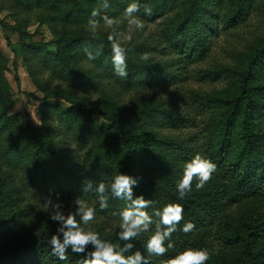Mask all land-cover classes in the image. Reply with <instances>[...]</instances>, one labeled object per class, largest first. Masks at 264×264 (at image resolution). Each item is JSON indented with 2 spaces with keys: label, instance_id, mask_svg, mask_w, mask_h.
Returning <instances> with one entry per match:
<instances>
[{
  "label": "trees",
  "instance_id": "16d2710c",
  "mask_svg": "<svg viewBox=\"0 0 264 264\" xmlns=\"http://www.w3.org/2000/svg\"><path fill=\"white\" fill-rule=\"evenodd\" d=\"M8 1L15 23L4 28L9 30L6 41L14 55L28 67L42 66L52 79L57 76L83 95L48 91L50 84H39L46 100L62 96L71 107L48 105L43 111L45 131L31 122L19 126V115H10L16 100L6 75L9 61L0 53V162L6 167L0 171V206L16 198V187L19 194L45 202L48 197L55 201L58 194L68 206L66 213L74 210L70 202L79 198L96 209L88 230L101 239L107 235L103 240L120 248L123 242L117 239L119 219L114 213L127 202L106 191L109 206L102 210L95 192L83 191L82 182L91 180L93 190L104 183L107 190L112 178L124 173L137 178L134 194L151 201L146 211L154 221L153 213L166 205L183 208V219L172 233L173 248L150 257L151 264H171L189 248L207 250L206 264H234L229 252L238 253L239 264H264V42L250 54L241 53L235 69L216 61L201 68L197 80L215 83L212 91L186 90V82L194 77L187 74L189 65L206 63L213 39L246 23L264 0H136L140 5L136 15L145 24L162 19L161 34H151L142 42L124 41L120 27L102 26V17L121 18L133 0H107L108 7L105 0ZM93 10L99 15L91 17ZM32 12L46 14L43 23L52 28L59 18L75 29L58 36L56 50H50L49 43L33 41L28 32L27 17ZM90 18L99 21L95 39L87 27ZM11 34H18L20 41L13 43ZM109 35H116L126 49V77L114 75ZM85 47L99 53L95 61H87ZM167 49L174 55L171 59L148 55ZM32 76L38 84L36 73ZM151 90L156 96L158 91L170 93L149 97ZM94 94L99 95L96 104ZM96 116L104 121L96 122ZM167 129L188 133L174 138L157 134ZM157 146L167 150L166 157ZM197 153L210 159L216 172L200 189L194 179L192 191L180 200L175 185L185 161ZM25 155L29 163H24ZM147 184L154 186L146 189ZM20 216L19 211L6 216L0 210V234L8 236ZM188 222L195 228L185 234L181 228ZM57 227L48 218L34 235H23L12 245L0 244V264H83V255L70 249L63 261L52 254L48 241ZM154 231L155 223L136 237L133 251L146 255L144 245Z\"/></svg>",
  "mask_w": 264,
  "mask_h": 264
},
{
  "label": "clouds",
  "instance_id": "9594fccd",
  "mask_svg": "<svg viewBox=\"0 0 264 264\" xmlns=\"http://www.w3.org/2000/svg\"><path fill=\"white\" fill-rule=\"evenodd\" d=\"M104 6L108 7L107 0H105ZM139 10V3L133 0L123 11V17L127 21L130 31H140L145 27L144 21L136 15ZM145 13L150 15L151 10L145 8ZM98 15L99 10H93L91 13V17ZM102 19L106 25L112 26V19L107 16L102 17ZM87 27L91 31L92 38L95 39L99 21L90 18L87 21ZM108 40L111 43V63L114 75L121 78L126 77L128 75L126 49L118 42L116 35H109ZM84 54L87 61L93 62L99 53H94L85 47ZM215 172L216 165L199 153L185 161L180 179L175 185L178 198L183 200L192 191L194 179L197 181L195 187L200 189L211 180ZM82 184L83 191L95 192L96 201L102 210L109 206V196L106 195V191L110 192L112 198L127 202L125 208L114 213L119 219L117 239L123 242V246L117 248L111 242L101 239L99 233L90 229L86 230L83 227L95 219V207H90L85 201L76 198L70 202V208L74 210L66 213L63 202L59 200L57 194L55 201L51 197L46 199L49 220L58 226L55 234L48 241L51 252L57 259L65 260L67 258L66 252L70 249L73 253L83 255V264H151L150 257L162 256L173 248L172 233L177 230V225L183 219L181 205L170 204L156 210L153 215L157 219L154 221L153 217L146 211L150 207L151 201L146 199L143 194H134V188L138 186L137 178L119 173L112 178L107 190L104 183L97 184L94 190L91 180L83 181ZM153 223H155V231L144 245L146 255L139 250L133 251L135 238L141 233L149 232ZM194 228L195 225L188 222L182 226L181 231L188 234ZM209 259L210 253L207 250L189 248L178 253L171 260V264H206Z\"/></svg>",
  "mask_w": 264,
  "mask_h": 264
},
{
  "label": "rangeland",
  "instance_id": "374dc122",
  "mask_svg": "<svg viewBox=\"0 0 264 264\" xmlns=\"http://www.w3.org/2000/svg\"><path fill=\"white\" fill-rule=\"evenodd\" d=\"M12 4L8 0H0V19L2 23L0 24V53L5 55L9 61V70L6 72V75L12 86V94L16 100L15 105L10 111V115L18 114V125L25 126L28 122H31L39 130L45 131L43 120V111L47 109L48 105L52 106H63L71 107V104L64 100L62 96L54 97L49 100L45 99V92H43L39 84L48 85V91L60 92L81 96L83 91L74 90V88L67 85V83H61V80L55 76L53 79L50 77L49 71H45L42 66L35 67L34 65L27 66L21 59V57H16L12 52L11 48L8 46L6 41V35L9 33V30L4 28V24H14V16L11 11ZM46 14L43 15L42 12H32L28 15V32L32 35V40L36 42H46L49 43L50 50H56L55 40L58 36L64 35L71 29L75 28L71 24L63 23L59 18L54 22V28L50 24H44L43 19ZM113 24L117 27H120L122 31V39L124 41L130 42L132 40H139L142 42L143 39L150 37L151 34L155 36V33L161 34V21L158 19L155 22L145 24L143 30H129L127 26V21L123 16L116 20H112ZM126 24V25H125ZM104 28H110L105 23L102 24ZM11 40L13 43H18L20 41L18 34H11ZM264 42V3H262L252 14L249 16V20L243 25L237 27L232 32L228 34L225 32L221 33V36H217L213 39L212 54L206 63L197 64L193 63L188 67V76L194 75L189 81L186 82V90L195 89L198 91H212L217 85L211 81H205L203 83L199 82L196 76V73L203 67L213 66V63L220 65H227L235 69L239 65V60L241 58V53H251L257 46H260ZM164 48L163 46H161ZM159 46H156L158 49ZM238 50V53L237 51ZM148 55L155 56L163 60L171 59L174 55L171 53V50L167 49L165 52L160 50H155ZM17 61L18 66L16 67L15 62ZM89 69L93 68L91 64ZM32 73H36L35 79L40 80L37 84L35 83ZM262 79H264V69L261 73ZM224 84H221L218 87H222ZM137 92L135 91V94ZM170 91H158L156 96L153 91L147 92L149 97H158V96H168ZM134 94V95H135ZM99 100V95H93V104H96ZM125 100L128 101V96L125 97ZM170 110L169 108L166 110ZM173 110V108H171ZM165 111V112H166ZM158 114L163 115L164 112H159ZM96 122L101 123L104 121L103 117L96 116ZM187 129H167L159 130L157 134L165 135L169 138H174L176 135H186L188 132ZM157 152L162 156L166 157L168 152L165 148L157 146ZM173 160L171 156L168 157ZM24 163H29L30 157L25 155L23 157ZM5 165H2L0 162V171L1 173L5 170ZM149 175H152L153 172L147 170ZM21 178V180H25ZM154 185L147 184L146 189L153 188ZM144 192V189L142 190ZM14 197H16L11 203L3 204L0 206V210L6 216L13 215L17 211L21 213L20 222L14 225L9 235L0 234V244L3 246L12 245L23 235L30 236L34 235L39 231V227L42 224H46L49 218L48 211L46 209V202L36 199L32 194L21 195L18 193V187L14 190ZM64 210H67V207L64 203ZM89 225L85 226V229L88 230ZM105 238H108L106 235ZM103 238V239H105ZM226 257V256H224ZM227 257L234 263L239 264V255L238 253L229 252ZM222 259V258H221Z\"/></svg>",
  "mask_w": 264,
  "mask_h": 264
}]
</instances>
